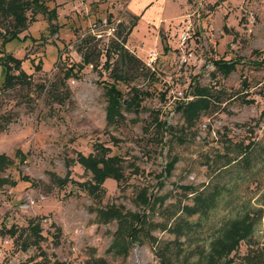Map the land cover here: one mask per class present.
<instances>
[{
	"label": "rangeland",
	"instance_id": "rangeland-1",
	"mask_svg": "<svg viewBox=\"0 0 264 264\" xmlns=\"http://www.w3.org/2000/svg\"><path fill=\"white\" fill-rule=\"evenodd\" d=\"M43 1L56 17L37 14L0 45L30 75L5 89L0 68V154L11 161L2 175L16 181L0 185V228L36 223L42 239L25 230L23 251L22 238L0 233V264H82L90 256L108 264H238L250 246L264 253V0ZM133 14L124 47L141 68L116 85L125 100L131 87L146 94L136 111L122 104V122L107 127L103 85L112 78L103 54L116 38L112 27L130 26ZM85 39L99 50L97 63L62 83L66 67L81 62ZM217 59L234 69L223 74ZM52 89L67 97L55 102ZM200 89L210 106L188 119L179 106ZM155 114L164 123L157 134ZM96 142L121 157L124 178L107 177L92 194L76 184L91 178L76 153H91ZM67 172L73 181L57 185ZM23 175L39 186L19 181ZM110 205L143 215L123 240L125 254L110 248L117 222L96 217ZM234 223H248L249 234L219 257L213 247Z\"/></svg>",
	"mask_w": 264,
	"mask_h": 264
},
{
	"label": "trees",
	"instance_id": "trees-1",
	"mask_svg": "<svg viewBox=\"0 0 264 264\" xmlns=\"http://www.w3.org/2000/svg\"><path fill=\"white\" fill-rule=\"evenodd\" d=\"M37 14L46 15L49 20L56 17L55 8H48L43 0H0V20L5 25L2 30H0L1 46L3 47L7 42L18 38L21 31L25 30L27 25L31 23ZM138 20V15H131V24L126 27L121 23H118L116 28H113L114 38L107 45L104 50L105 60L103 63L104 68H110V77L112 82L104 83V94L106 96V107H105V125L108 127L110 125H118L122 122L124 115L121 111L122 104L124 108L129 111H136L140 107V103L143 96L146 94L143 91L137 90L135 87L130 88L131 95L129 99H123V95L120 89L117 87V82L128 83V79L133 78L137 75L140 70L139 59L130 53L125 47L127 37ZM109 23L110 20L106 19ZM120 38L121 40H119ZM0 46V68L3 70V80L2 88H10L15 84L25 85L29 82V74L21 68V62L19 59L15 58L12 54L4 52ZM84 49L81 54V62L78 64H72L66 67L63 71L62 83L70 77H74V69L83 67L88 64H96L100 56L99 50L96 49L95 45H91L88 39L83 42ZM166 49V47H164ZM112 55H116V59L111 61ZM96 58V59H95ZM215 69L219 70L223 74H228L235 67L233 61H224L222 59H217L213 62ZM54 89L51 90V98L57 102L61 103L67 96H62V93L55 94ZM53 94V95H52ZM65 94V92H64ZM56 98V99H55ZM210 93L206 89L197 90L194 94V98L183 103L179 106L180 109L188 116V119L193 120L196 118L200 111L209 108L210 106ZM152 125L154 127L155 134L163 131L164 123L158 120L157 115L152 118ZM146 131V129H145ZM92 152L86 155L81 152L76 153V161L80 166L83 167L85 171H88L91 175L90 182L88 183H76L78 186H82L89 193L97 194L103 189V181L105 178H113L117 184L124 178L123 167L121 165V157L117 155H109L110 147L96 142L93 144ZM15 155L19 158H24L20 151H15ZM174 161L168 163L169 169L172 168ZM10 158L5 154H0V185L4 183H9L15 185V180H9L7 177L3 176L2 173L10 165ZM57 185L64 186L67 182H72L70 178V172L66 173L64 178H55ZM19 181L29 182L32 186L38 187L39 183L30 179L28 176L23 175L19 178ZM144 200V204L148 203V200ZM200 205H202L203 200H200ZM96 217L102 222H108L115 220L118 224L114 235V241L110 248L116 249L117 252L125 254L126 249L123 240L131 241V237L135 232L136 224H140L143 221V215H138L136 213H131L129 211H122L119 207L114 205L107 206L104 209H96ZM128 218L131 219L132 224H128ZM130 221V220H129ZM30 224V223H29ZM27 225L19 229L17 226L11 225L8 228H0V233L3 235H9L11 237L22 238L20 241V246L22 250H27L30 245V238L27 234L31 231L33 235L37 237V240L42 239L41 229L38 224ZM128 224V225H127ZM26 230V231H25ZM123 231H127L124 235ZM249 224L234 223L225 234L217 240V245L213 247L216 250V255L229 256L234 252L240 240L248 236ZM25 235V236H24ZM24 236V237H23ZM121 240V243L119 242ZM35 241V240H34ZM120 243V244H119ZM110 250V249H109ZM214 250L211 252L213 257L215 256ZM224 251V252H223ZM222 252V254H221ZM218 257V258H219ZM44 259V258H42ZM238 264H264V253L258 248L252 246L248 247L247 252L240 257ZM44 261V260H43ZM43 261H40L43 263ZM39 261L34 262L38 264ZM25 264V263H18ZM54 264H63L55 261ZM82 264H108V262L103 257L90 256Z\"/></svg>",
	"mask_w": 264,
	"mask_h": 264
},
{
	"label": "built area",
	"instance_id": "built-area-1",
	"mask_svg": "<svg viewBox=\"0 0 264 264\" xmlns=\"http://www.w3.org/2000/svg\"><path fill=\"white\" fill-rule=\"evenodd\" d=\"M106 21V20H105ZM107 23V22H106ZM103 25V24H105L103 21H101L100 23H99V25ZM95 27H96V25H94ZM98 27V26H97ZM112 30H113V27H112ZM96 34L97 33H94L93 35L94 36H96ZM100 37V36H99ZM189 38V35H188V33H187V31H183L182 33H181V35H180V40H181V42L183 43L186 39H188Z\"/></svg>",
	"mask_w": 264,
	"mask_h": 264
},
{
	"label": "crops",
	"instance_id": "crops-1",
	"mask_svg": "<svg viewBox=\"0 0 264 264\" xmlns=\"http://www.w3.org/2000/svg\"><path fill=\"white\" fill-rule=\"evenodd\" d=\"M133 15H136V14H133ZM139 17V16H138Z\"/></svg>",
	"mask_w": 264,
	"mask_h": 264
}]
</instances>
